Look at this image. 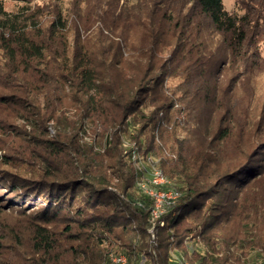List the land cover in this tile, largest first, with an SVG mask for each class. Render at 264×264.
<instances>
[{"label": "trees", "instance_id": "16d2710c", "mask_svg": "<svg viewBox=\"0 0 264 264\" xmlns=\"http://www.w3.org/2000/svg\"><path fill=\"white\" fill-rule=\"evenodd\" d=\"M3 1L0 111L15 106L37 117L40 126L21 114L40 132L36 143L43 156L41 166L25 172L0 169V201L13 209L39 206L35 244L45 250V256L55 246L45 225L61 221L69 234L75 226L85 230L82 244L72 245L75 253L70 262L48 264H110L107 253L99 248L105 239L123 250L127 264H242L248 263L245 257L252 250L264 264V229L259 224L264 223V194L259 192L253 199L246 196L236 204L242 189L264 175V167L250 161L239 171V165L226 174L225 181L238 190L231 194L217 189L210 194L212 175L205 171V152L211 141L207 133L202 141L199 109L175 106L165 88L171 75H185L191 83L206 86L202 111L206 117L217 118L223 138L232 135L239 105L228 97L232 94L228 88H217V106L210 100L215 51L207 38L193 40L195 27L201 30L194 18L203 15L207 28L223 36L221 42L217 40V65L222 55H239L241 64L247 66L246 55L254 44L251 15L229 11L224 0H193L181 20L174 21L177 10L168 8V18L174 21L168 28L152 24L143 11L138 12L142 20L133 28L115 20L102 21L100 10L98 30L107 34L98 40L101 46L97 48L98 43L91 45L80 34L70 43L61 12L44 26H32L26 9L8 12ZM162 14L167 18V12ZM133 31L140 32L143 40L128 39ZM219 74L217 68V84ZM69 104L77 117L61 129V115ZM50 121L53 133L46 125ZM135 123L140 127L133 132ZM7 125L6 120L0 124L1 134L9 133ZM90 126L95 133L88 142L80 134L86 135ZM124 133L133 142L128 149L123 148ZM12 142L16 144L18 137ZM139 152L148 162L149 157H158L154 162L181 192L160 218L163 224L152 221L153 199L139 187L148 178L147 171L134 166L133 154ZM0 160L7 166H21L9 154H1ZM203 197H214L215 204L205 209ZM249 212L258 218L254 226L247 220ZM238 218L242 228L229 229Z\"/></svg>", "mask_w": 264, "mask_h": 264}, {"label": "rangeland", "instance_id": "374dc122", "mask_svg": "<svg viewBox=\"0 0 264 264\" xmlns=\"http://www.w3.org/2000/svg\"><path fill=\"white\" fill-rule=\"evenodd\" d=\"M3 2L5 10L8 12L20 11L19 9L22 7L26 9V12L28 11L31 14L32 19L29 22L32 26H35V24L44 26L61 12L62 16L67 20L68 30L65 36L70 43L80 34L81 40H87L94 46H96L94 44L96 42L98 43V48L101 46V41L98 40L104 39L103 35L107 34L106 30L103 31V35L99 33L98 26H100L101 19L96 16L98 11H102V21L112 23L115 20L119 25L133 28L137 26L138 21L142 20L138 12L142 13L143 11V14L148 13L152 24L168 28L174 24V21L184 17L189 12L193 0H155V3L160 2L157 4L151 2V0H4ZM224 3L229 11L240 15L248 13L252 17L250 35L254 38L252 39L254 44L246 55L248 65L243 66L241 64L242 58L239 55H222L219 57L217 65V40L221 42L223 36L209 30L205 17L203 15L200 16L199 13H195L194 22L195 24L198 23L201 32L195 27L193 32L196 33L193 40L196 39L199 42L202 38H207L209 48L215 51L216 72L210 77V100L214 101L217 106V88H228V92L232 93L228 97L239 105L232 135L223 138L222 134L218 133L217 118L215 116L206 117L202 111V107L206 103V86L191 83L189 79H186L185 75H171L165 81V88L169 96H171V102L175 106L185 104L186 106L192 105L199 109L198 112L202 121V141L205 140L204 136H206V133L209 135L208 142L211 141V146L205 152L207 157L205 160V171L212 175L209 186L210 194L216 192L217 189L231 194L238 190L234 185L225 181L227 180L226 174L236 169L239 165H241L238 169L239 171L250 161L257 162L264 167V0H224ZM121 7L123 8L120 11ZM168 8L177 10L174 13L175 20L172 22L168 18L170 15ZM164 12H167V18L162 14ZM118 14L120 18L115 17ZM197 32H200V34ZM167 37L172 39L170 35ZM128 39L142 41L143 37L140 32L133 31ZM163 55L167 56V52H164ZM126 56H129V52H126ZM0 62H4L2 51L0 52ZM217 68L221 71V74H219L220 79L218 80L220 85L217 84ZM228 97L226 100L229 99ZM71 105H67L68 110L61 115V121H63L61 129H65V124L70 120H75L77 117L75 109ZM21 114L35 121L37 126L41 125L35 115L24 112L21 107L10 106L0 111V124L6 120L9 132L6 134L0 133V155L3 153L9 154L12 156L14 163L21 165L19 167H11L2 164L0 160V169L8 168L13 172H25L28 168L41 166L43 153L40 150L39 143H36L41 134L38 131L35 132L26 123V120L21 117ZM51 124H53V121L47 122L46 125L48 130L53 133L55 128ZM139 127V123L133 124L131 131L134 130L136 132ZM67 129L69 128L67 127ZM93 130H95L94 126H90L86 131V135L84 133L80 135H83L85 140L91 142L95 133ZM14 137H18L16 144L12 142ZM123 140V148L125 149H128L133 143L129 134L126 133L123 134ZM95 149H98V147L96 146ZM144 157L146 155H143L142 152L138 153L137 158L132 157L133 162L135 161L134 166L139 167L142 163H147ZM259 192L264 194V175L242 189L236 204L239 205L246 196L253 199ZM214 200V197L200 198V201L205 204V209L210 204L214 205ZM33 206L28 205L25 208L18 206L13 209L0 201V264H37L39 262L48 264L56 263V261L63 263L66 260L70 262L75 253L72 250V245L77 247L82 244L81 239L84 237L83 233L85 230H80L79 227L75 226L71 234H69L65 231L64 223L61 221L45 225L49 228L55 242L54 249L50 255L45 256V250L43 248L37 249L35 244L34 231L36 222L39 220V206ZM246 206L247 209V203ZM249 216L250 218L247 220L254 226L258 218L256 219L254 212H251ZM190 221L191 219H187L188 223ZM259 224L264 229V223L259 222ZM241 228L242 220L239 218L234 220L229 227V229L235 231H239ZM111 243L110 239H105L99 244V248L107 253L108 257L111 253H123L122 249L118 246H113ZM190 244L193 247H197L194 242H190ZM42 258L48 262L41 260ZM245 258L248 263L242 262V264L261 263V260L253 250L252 253H247ZM174 259L179 260V257L174 256Z\"/></svg>", "mask_w": 264, "mask_h": 264}, {"label": "built area", "instance_id": "2783aa9c", "mask_svg": "<svg viewBox=\"0 0 264 264\" xmlns=\"http://www.w3.org/2000/svg\"><path fill=\"white\" fill-rule=\"evenodd\" d=\"M134 158L138 157L137 153L133 154ZM150 157L149 162L142 163L139 168L147 171L148 178L139 183L140 189L151 196L153 205L151 207L152 221L160 220L168 208L173 206L181 196V192L175 188L174 183L169 179L163 170L156 165V160ZM150 166V171L146 170ZM163 224L164 221L160 220ZM153 232V228L150 230ZM110 264H127L128 257L125 253L115 252L109 255Z\"/></svg>", "mask_w": 264, "mask_h": 264}]
</instances>
